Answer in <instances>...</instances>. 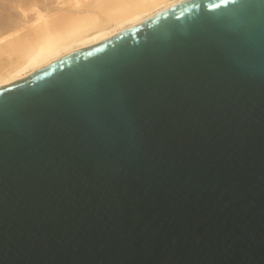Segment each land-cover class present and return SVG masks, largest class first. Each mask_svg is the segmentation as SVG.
I'll list each match as a JSON object with an SVG mask.
<instances>
[{
  "label": "water",
  "instance_id": "1",
  "mask_svg": "<svg viewBox=\"0 0 264 264\" xmlns=\"http://www.w3.org/2000/svg\"><path fill=\"white\" fill-rule=\"evenodd\" d=\"M0 264H264V0H189L1 87Z\"/></svg>",
  "mask_w": 264,
  "mask_h": 264
},
{
  "label": "bare ground",
  "instance_id": "2",
  "mask_svg": "<svg viewBox=\"0 0 264 264\" xmlns=\"http://www.w3.org/2000/svg\"><path fill=\"white\" fill-rule=\"evenodd\" d=\"M189 0H0V88Z\"/></svg>",
  "mask_w": 264,
  "mask_h": 264
},
{
  "label": "rangeland",
  "instance_id": "3",
  "mask_svg": "<svg viewBox=\"0 0 264 264\" xmlns=\"http://www.w3.org/2000/svg\"><path fill=\"white\" fill-rule=\"evenodd\" d=\"M54 1V0H53ZM11 84H7L6 86H10ZM6 86H2V87H6Z\"/></svg>",
  "mask_w": 264,
  "mask_h": 264
}]
</instances>
